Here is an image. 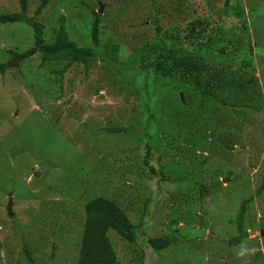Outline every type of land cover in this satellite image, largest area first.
<instances>
[{"label":"rangeland","instance_id":"rangeland-1","mask_svg":"<svg viewBox=\"0 0 264 264\" xmlns=\"http://www.w3.org/2000/svg\"><path fill=\"white\" fill-rule=\"evenodd\" d=\"M180 1L50 0L36 20L44 25L45 35L51 39L58 18L63 16L67 18L71 39L78 41L77 33H82L81 45H86L90 37L88 29L79 25L81 14L87 15L91 9L100 12L105 25L107 21L117 25L121 18L119 25L108 26L107 37L113 34L114 27L116 30L120 27L125 36L115 34L110 39L123 44L126 53L133 54L141 45V40L130 38L137 31H144L147 39L168 31L185 36L192 12L218 22L217 12L225 11L227 0L183 1L190 3L193 10L187 5L178 8ZM41 3L42 0H28L29 17L35 15ZM243 9L244 23H237L239 20L234 16L223 15L231 34L240 41L236 45L217 44L213 52L226 53L225 57L234 64L252 62L259 86L255 80L249 97L235 106L220 104L208 109L211 103L207 102V109L200 111L199 97L188 106V111L177 113L178 120L171 124L164 118L162 107L158 109L162 115L160 129L165 128L166 133H162L166 137L165 145L176 140L175 147H185L186 137L191 139L206 129L216 132L208 138L202 157L186 154L182 160L177 150L176 162L166 165L172 171L180 167L181 159L191 175L201 172V185L195 186L197 179L190 175L189 179H193L185 180L188 184L182 192L188 198L187 203L173 205L170 193L163 198L158 196L162 177L150 175L141 157L136 162L129 159L138 143L127 132L115 135L107 131L109 127L119 126L138 127L137 131H142L141 118H129L128 114L141 98L136 95L143 94L145 89L141 77L136 76V67L122 63L123 50L122 62L118 61L111 69L102 63L89 69L74 64L65 73L62 87L54 82L52 70L62 68L65 62L59 67L45 66L42 53L0 73V264H76L86 222L85 206L101 196L128 208L132 223L142 228L135 243L113 234L118 264L133 261L168 264L173 259L178 264H264V238L249 236L242 244L230 245V240L238 236V215L247 200L245 229L249 233L264 230V191L257 195L264 185V0H245ZM20 11L19 0H0V14ZM33 38V30L25 23L0 24V64L10 60L9 50L22 53L33 48ZM244 44L252 46L240 53ZM117 68L119 73L124 72L126 80L137 77V83L126 85ZM115 78L120 80L117 85ZM239 80L245 79L239 77ZM176 91L184 97L179 89ZM122 92L132 98L128 107L126 97H119ZM164 119L169 129L164 126ZM187 150L194 152L190 147ZM155 154L152 160L158 163ZM229 171L232 175H228ZM141 174L148 183L140 184ZM216 182L222 183L219 189L213 187V192L211 189L202 195L200 187L213 186ZM27 189L32 192H25ZM149 198L151 201L145 207ZM11 199L12 217L2 209ZM75 203L77 207L66 209ZM174 219L177 224L173 223ZM174 231L179 240H184L183 244L179 243L182 249L157 253L148 242L150 238L173 235ZM40 238L44 239L43 243H38ZM6 240L15 245L14 250L5 251ZM186 247L191 248L190 252L183 253L181 250Z\"/></svg>","mask_w":264,"mask_h":264},{"label":"trees","instance_id":"trees-1","mask_svg":"<svg viewBox=\"0 0 264 264\" xmlns=\"http://www.w3.org/2000/svg\"><path fill=\"white\" fill-rule=\"evenodd\" d=\"M49 1L42 0L33 17L28 16V0H19L20 12L0 14V24L25 23L27 27L33 30L35 45L33 48L22 53H19L17 50H9L8 53L11 58L7 63L0 64V73H5L10 68H17L23 61L37 53H42L43 65L45 66L59 67L65 62L62 68L56 71L52 70V74L55 76L54 82H58L60 87H62V79L65 73L74 64H81L86 69H89L96 63H102L103 67L111 69L113 66H117L116 63L118 61L122 62L120 57L123 50L125 61L122 63L126 66L136 67L138 71L136 76L141 77V85L145 89L143 94L136 95V97L141 96V98L139 97L138 103L131 107V111L135 115L132 112L128 114L129 118H141L142 125H140L142 131H137L138 127L126 129L121 126L109 127L107 131L109 134L115 135L127 132L138 143L136 145L137 148H133L132 150V154L134 155L129 159L132 158L130 161L136 162L141 157L144 165L149 169L150 175L154 174L160 176V178L162 177L158 182V196L163 198L166 193H170V202L174 203L173 205L187 203L188 198L182 192L185 185L188 184L185 180H192L193 178L189 179L188 177L190 175L194 179H197L193 184L199 186V184L201 185L199 176L201 172L191 175L186 170V163L182 164V160L186 159L184 155L189 154L190 157L195 158H198L199 155L202 157V153L207 148L208 138L212 137L213 133L216 132L210 133V130L206 129L203 133L195 135L191 139L186 137L184 140L186 152H184L185 147H175L177 145L176 140L169 141L165 145L164 140L166 137H163L162 133H166L165 128L160 129L162 115L158 112V109L162 107L164 118L171 124L174 120H178L179 116H176L177 113L181 114L185 110L188 111V106L192 105L194 103L193 100L199 97L202 100L198 102L200 111L204 107L207 109V106H205L207 102L211 103L208 109L211 108V105L213 107H217L220 104L235 106L240 104L244 98L249 97L248 94L255 88V80L257 81V87L259 86L258 77L255 73L256 71L253 69L254 65H252V62L245 60L243 63L234 64L232 59L225 57L226 53L223 55L219 50L213 52L217 48V44L236 45V41H240L239 39H235L231 34V30L228 28L230 26L226 25L224 16H234L239 20L237 23H244L246 20L243 9L245 0H227L225 11L220 10L217 12V17L219 16L220 20L215 23L207 16L201 18L195 15V12L194 14L192 12L191 20L187 27L188 32L185 36L168 31L158 33L153 39H147L144 31H137L130 38H133L134 41L141 40V45L135 49L133 54L126 53V48L123 44L110 39L115 34L122 35V38L125 36V32L119 30L121 29L120 27H118V30L114 27L113 34L107 37V33L110 32L107 29L108 26L119 25L121 18L117 21V25H114L112 22H110L112 24H108V21L105 25L100 13L93 9L89 10L87 15L81 14L79 16L80 19L78 18L79 25H82L89 31L90 40H88L86 45H81L84 39L82 33H77L78 41L71 39V35L68 32L67 18L63 16L58 18L59 24L54 31V37L47 39L44 32L45 27L36 20V16L42 14L44 8L48 6ZM183 1L185 0L180 1L178 8L187 5L189 9L193 10L190 3L186 4ZM188 17H186L185 22H188ZM185 44L193 49L190 50ZM247 45H243L240 53L247 52L252 46L248 47ZM237 52L238 50H236L235 55H237ZM179 53L183 54L179 56ZM117 72L119 73L118 68ZM119 75L122 76L126 85L131 86L137 83V77L131 81L126 80L124 72H120ZM239 77L245 80L241 81ZM119 82L118 78L114 79V85L119 84ZM169 87L173 89L171 90ZM176 89H179L184 94L183 98H181L180 93L177 94ZM119 97H126L125 106L128 107V103L132 98L127 95L125 96L123 92ZM243 104L247 106V103L243 102ZM213 115H216L215 108ZM165 121L164 119V126ZM167 121L166 124L168 125ZM169 127L166 128L169 129ZM210 128L212 130L211 126ZM188 147L193 148L194 152L187 150ZM29 148L30 145H28ZM177 150L181 153L180 158L182 160H178L181 162L180 167H176L170 171V165L168 169L166 165L171 164V161H173L172 163L176 162L177 154L175 151ZM155 153H157L159 158L158 163L152 160L156 155ZM190 160L193 159L190 158ZM228 175H232V172L229 171ZM139 176L143 179L140 180V184L148 183L149 180L143 177L142 174ZM86 184L89 183L86 182ZM221 185V182H216L213 186H202L200 187L201 193L202 195L210 193L211 189L213 192V187L219 189ZM29 190L27 189L25 192ZM262 191H264V185L258 189L257 195H261ZM22 193L23 191L21 190ZM36 195L39 197V193ZM71 198L69 200L73 201ZM73 199H76V197ZM150 201V198L146 200L145 207H147ZM200 202L198 203L201 204ZM248 203L249 200L245 201L240 209L237 220L238 236L230 240L231 246L242 244L249 237V233L244 227L245 209ZM159 205L160 203L158 202L156 205L157 209H159ZM71 207H77V204L68 206L66 209ZM125 208L119 202L115 200L111 201L103 196L87 202L85 206L86 222L84 224V232L78 244L80 251L76 264H118L119 258L113 247V234L115 233V236H119L124 241H128V243H135L138 235L142 232L140 227L132 223L127 212L128 208ZM42 217L44 218L45 215H42ZM174 221L173 223L177 224L176 219ZM60 236L61 234L58 237ZM177 237L174 231L173 235L165 234L161 237L150 238L148 242L156 252L167 249H171L173 252L177 249H182L180 244L184 242V240H179ZM55 238L57 239V237ZM43 241V238L38 239V243H43ZM3 246L5 251L6 249L10 251L14 250L15 247L9 240L4 241ZM190 249L186 247L181 251L187 253V251L190 252ZM7 254H9V251H7ZM175 256L176 254L171 256V258H175ZM178 262L173 259L168 264H178ZM129 264H135V262H129Z\"/></svg>","mask_w":264,"mask_h":264},{"label":"water","instance_id":"water-1","mask_svg":"<svg viewBox=\"0 0 264 264\" xmlns=\"http://www.w3.org/2000/svg\"><path fill=\"white\" fill-rule=\"evenodd\" d=\"M182 97V96H181ZM12 205H13V201L12 199L10 200L9 204H7V207H3L2 209H6L9 212V216L12 217L13 212H12ZM260 235L261 237H264V230L260 231L259 234H257V232H250V236H257Z\"/></svg>","mask_w":264,"mask_h":264},{"label":"clouds","instance_id":"clouds-1","mask_svg":"<svg viewBox=\"0 0 264 264\" xmlns=\"http://www.w3.org/2000/svg\"><path fill=\"white\" fill-rule=\"evenodd\" d=\"M102 6V5H101ZM103 7V6H102ZM100 13V12H99ZM181 98H183V97H181ZM14 204V203H13ZM7 207V206H6ZM12 209H13V205H12ZM4 211H7V210H4ZM8 212V211H7ZM141 231H142V228H141ZM263 231V230H262ZM249 233V232H248ZM258 233V232H257ZM260 233V232H259ZM258 233V234H259ZM249 236H250V233H249ZM257 236H260V235H257ZM251 237H256V236H251ZM261 237V236H260ZM261 238H264V237H261ZM158 253V252H157Z\"/></svg>","mask_w":264,"mask_h":264}]
</instances>
